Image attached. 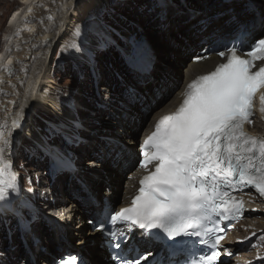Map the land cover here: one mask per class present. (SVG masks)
I'll return each instance as SVG.
<instances>
[{"label":"snow or ice","instance_id":"snow-or-ice-1","mask_svg":"<svg viewBox=\"0 0 264 264\" xmlns=\"http://www.w3.org/2000/svg\"><path fill=\"white\" fill-rule=\"evenodd\" d=\"M239 53L237 47L229 48L226 62L193 79L179 107L156 122L141 145L140 161L141 168L153 164L154 170L142 176L131 205L111 214V221L159 229L170 238L206 236L199 242L216 249L224 238L216 233L223 229L210 232L206 225L218 224L216 217L239 219L245 211L243 199L232 193L251 186L264 197V137L251 135L244 127L253 122L254 100L264 89V64L253 71L256 61H264V39L246 54ZM259 100L264 117V92ZM21 115L12 121L13 129L20 126ZM5 127L6 122H0V201L7 200L9 189L17 190L11 161L4 158L10 145ZM9 211L13 210L8 203L0 207V214ZM220 255L213 250L191 264H215ZM62 264H76V259H62Z\"/></svg>","mask_w":264,"mask_h":264},{"label":"bare ground","instance_id":"bare-ground-1","mask_svg":"<svg viewBox=\"0 0 264 264\" xmlns=\"http://www.w3.org/2000/svg\"><path fill=\"white\" fill-rule=\"evenodd\" d=\"M63 1H66V6H65V12H64L65 14L63 18L61 19V21L59 20L61 22L60 23L61 25H59L60 26L59 29L61 30L59 33H55L54 35H52L53 37L50 40H48V43H46V45L48 44L47 50L45 52L47 54V51H49L52 46H54L53 48H55L56 45L59 43V40H61L66 35L67 30L71 26L72 23H75L78 20L87 16L86 14H89L90 12H92L95 6H101L102 4H104L105 0H43V1L21 0V5H23L24 7L22 8L21 6L11 11L8 14V17L6 18L7 28L17 27L18 25L20 26L21 24H18V23L21 21V19H23V22H22L23 28L25 27L29 29V31L27 32L22 31L21 37L20 38L18 37L19 38L17 42V45H19L18 50H16L14 53H11L9 57L8 56L5 57V55L7 54V51L5 49L3 50L2 54L0 53V122H6L7 127L4 128V132L8 136V139L10 140V145L9 147L5 149V152H4V158L7 161H11V157L13 155L12 154V147L14 146L13 141L19 139L23 131H24V135L26 136V138L29 137L32 143L35 144V146L38 149H39V146L41 147V149L43 147L47 149V146H51V144L53 143L51 141L45 142L43 140L42 138L43 135L40 134L39 131H37L38 127H40V124L38 121H34V123L32 124V128L29 129V127H27V124H28L27 119L28 118L31 119L30 110L32 109V105H33V108L36 107L41 110L52 112V113L53 111L56 112L57 107H58L56 105L58 102L55 101L50 96V94H47L45 93V91H43L44 90L43 88H45V85L43 84L44 82H47L48 80L47 78L48 76H44L42 74L40 75L41 71L43 72L42 68L44 66V63L39 62L40 65L39 63H37L38 66L34 68L35 73L34 74L31 73L32 75H29V76H32V77H29L28 68L30 65L27 61L30 57H33L35 50L39 49L41 46L42 47L45 46V45H42L41 42L44 39V37L47 35V33L45 32L44 29L43 30H40V29L44 28L43 23L48 18L49 19L51 18V13H52V12L51 13L43 12L42 11L43 9H41L42 7L41 8L39 7L38 2H40V4L43 6H50L51 11L57 12L58 8L60 7V5H62L61 3H63ZM216 1L220 2L221 4V0H216ZM253 1L255 2L256 6L260 10L261 15L264 17V0H253ZM233 3H238V2H233ZM62 8H64V6ZM216 8H217L216 4L214 3L207 4L206 2L204 4V7H201L200 9L202 11H205V14L208 15L210 13L213 14L212 10ZM73 10L75 12H73ZM168 16H169L168 17L169 21L163 22V21H160L159 19L155 21V24L161 23L162 25L163 24H166V25L164 27L158 28L157 30L155 29L153 32V36L150 37L151 41L157 43L158 51L156 50V53L154 52L157 55V63L155 65L156 69L150 72L148 77L145 78L144 80L155 79L156 77L158 83L166 81L167 79V84L171 82L172 85H178L179 81L183 80L184 77L186 79L188 73L191 70H194L193 69L194 65L188 63L186 56H187V50L189 46H196V43L198 42V40H200L199 33L197 32L200 29V27L194 26L192 29H189V26L191 23L187 25L184 23V21L186 20V17H184L183 14L175 15V16L168 15ZM90 20H91L90 24H92L91 27H94L96 20L94 22V20H92V17ZM176 22H179V24H177ZM192 24H194V22H192ZM261 25H264V19L262 20ZM218 26L219 24H217V27ZM63 28L64 30L62 31ZM147 28L150 29L149 26H147ZM124 33L125 35L121 34V36L123 37L121 41L126 43V46L129 50L128 55L126 56L125 54L126 62L129 65L132 62L131 55L134 52H136V50H139V48L143 46V43L141 42V38L139 37L140 34L138 32L137 27H135V25L132 24L129 28V31L127 32L124 31ZM107 36L109 35L106 34V37ZM161 38H163L165 42L160 41ZM99 39H100V42H102L103 44L105 43L106 46L111 45L109 42H107L108 39L102 40L103 39L102 37H100ZM21 45L23 46L22 48H21ZM148 47L150 48L151 46H148ZM1 48L2 46L0 45V50ZM197 49L198 48H196V50ZM42 50H44V48ZM148 51H151L153 53V49H150ZM73 56H74L73 60H75V58L78 59L79 61L83 59V55L79 51ZM45 61H46V58H45ZM92 64L93 63H91L90 65ZM121 72H126V71L122 70ZM161 74L165 75L166 79L160 76ZM129 75L133 76L132 74H129ZM133 78L135 77L133 76ZM25 82H27V85L24 88ZM88 82L90 85L88 84ZM88 82L82 83L80 87L82 86L85 88V86H87L85 89L91 90V87H92L91 80L89 79ZM73 87H77L76 84L73 85ZM170 88L171 86L169 84L167 89H170ZM107 92H110V90H107ZM168 102H169V99L164 100V104H167ZM161 103H162V100L158 101L157 105H160ZM114 107H115V110L113 111L120 112L119 110L120 105L117 104L116 101H114ZM67 111H68L67 109L64 110L63 114H60V115L61 116L66 115ZM36 112L43 113L42 111H36ZM18 113L22 114L19 120L20 126L13 129L12 121L17 118ZM61 116H59V118H61ZM137 120L139 121V123L142 122V118L139 116H137ZM111 123H113L114 126H109L108 128H110L111 130L122 128L125 133L130 134L129 143L131 144L134 143L132 142V140H134L137 135V131H136L137 123L135 121L133 124L129 126H128V121L122 122L121 124L114 123V122H111ZM57 125H58V122L53 124V128ZM64 125L65 123H62V125H59L58 128H54V129L59 131L60 128ZM9 132H10V135H8ZM56 144H57V141H56ZM100 144L102 145L103 143L100 141ZM106 145H107L106 143L103 144L101 149L102 150L107 149L109 151L110 150L109 148L111 147L110 145L106 147ZM55 146L56 145H54V148ZM129 147L131 146L129 145ZM16 149L17 151H19L18 148ZM50 151H48V156L50 158V161L52 162V160H54V162H56L57 157L58 156L60 157L61 154H59V152L57 151H53L52 153H50ZM101 170L105 171L104 175L97 173L96 180L91 178L92 190L100 194L101 187H109L111 192L115 194L116 197H118L119 194H121V192L125 188L124 187L125 178H124V174H122V168L120 166L113 168L111 165L105 162L101 165ZM10 171L13 172L12 166H11ZM65 180L66 181L64 183L62 182L65 185L64 187H67L69 190L72 189L74 191L72 187L74 182H69L66 178ZM12 195L9 194L6 201H0V207H2L5 203H8L13 211H9V213H4L0 217L12 216L15 220L14 223H15L16 228L17 227L22 228V226L17 225V222L21 221L22 223V221H25L26 219H28L27 215L30 212V210L22 206H20L19 208V205L21 204L22 200L20 198H15V196H17L15 192H13ZM54 204H55V207L54 206L53 207L58 208L57 212H59L60 214L61 213L66 214V215L72 214V215L77 216L79 214L75 210H77L79 213L81 212V209L78 208L76 205L74 206L73 202L70 203L71 204L70 206H68V204L66 203L64 205L60 203L58 204V201L54 202ZM33 216H35V218L37 217V215L35 214H33ZM57 220L59 221V219ZM58 223H61V222H58ZM82 223L84 222H83V218L81 217L80 226L74 227V230H75L73 231L74 235L76 234V231H77L82 237H85L84 231L86 227L85 225H82ZM44 232L46 234L44 235V238H45L46 244L48 245V249L50 251H53V253H57V251H54V249L57 246H63L62 242L61 243L58 242L59 236L55 235L53 232H50L49 230H45ZM85 245H86L85 248L82 250L83 254L86 251V252H89L91 256L93 255L96 256V254H100L103 256V252H101L97 248L96 244L93 247H91L89 245V242H86ZM62 252H59L58 254H55V255L56 256L60 255L62 254ZM91 264H107V262L102 257L99 259H91Z\"/></svg>","mask_w":264,"mask_h":264},{"label":"rangeland","instance_id":"rangeland-1","mask_svg":"<svg viewBox=\"0 0 264 264\" xmlns=\"http://www.w3.org/2000/svg\"><path fill=\"white\" fill-rule=\"evenodd\" d=\"M40 1H43V0H40ZM106 1L108 4L105 8H102V6H95L93 8L92 12H90L89 14H86L87 16L78 20L75 23H72L71 26L69 27L70 29L68 28L66 35L61 40H59V43L56 45L55 48H53L54 46H52L50 48V50L47 51V54L45 53L47 50V45H48V44L46 45V43H48V40H50L53 37L52 35H54L55 33H59L61 30V29H59L60 28L59 25H61L60 21L65 14L64 12H65L66 1H63V3H61L62 5H60L57 12L51 11L50 6H43L40 4V2H38L39 7L40 8L42 7L41 9H43L42 10L43 12H48V13L52 12V13H51V18L50 19L48 18L47 19L48 21L46 20L43 23L44 28L40 29V30L44 29L45 32L47 33V35L44 37V39L41 42L42 45H45L46 47L41 46L39 49L34 51L33 57H30L28 59L27 62L30 65L28 68V72H29L28 76L35 73L34 68L36 66H38L37 63L43 62L44 63V66L42 68L43 72L41 71L40 75L42 74L44 76H48L47 82H44V84H43V85H45V88H43L44 89L43 91H45V93H47V94H50V96L55 101H58L57 97H65L66 96L67 91L64 88L67 85L71 84L73 86L75 84H78V86L80 87V85L82 83L88 82V80H89V79H86L80 83H76L75 82L76 78H74V81L73 80L69 81L65 77H68V74L71 73L72 70H74V71L75 70L86 71L87 67H91V66L95 65V62H96L95 60L91 61V63H93L94 65L93 64L90 65L91 63L89 62V63H83L82 66H80L81 65L80 64L76 67H74V66L72 67V66H70V64H72V63H69L71 61H74L73 60L74 58H71L73 56V51L77 50V52L78 51L81 52L79 49L83 48L84 45H82V44L85 42V38L90 37V35H88L90 33L89 29L93 28V27H91L92 24H90L91 23V20H90L91 17H92V20H94V22L96 20V23H97L100 21L99 19H101L103 17V14H104L105 20H109L110 22H113L114 24L109 23V22H108V24L113 26L115 29L118 28V24L120 26L122 21L125 23H127L129 21H134V23H138V25L140 27L136 24H133V25H135V27H137V29H138V32L140 34L139 37L141 38V42L143 43V46L148 41V46H151L153 49V52H156V50L158 51L157 43L150 40V37L153 36L154 30L158 29V25L155 24V21H157V19H160L161 17L165 16V14L167 17L165 16L164 20L169 21L168 15H172L181 9L184 10L185 9L184 7L186 6L187 3L192 4V5H194V4L199 5L198 2L200 0H188L189 2H186V0H183V1L182 0H165V1H168L169 6L167 8H164L162 11H161V9H159L155 6L156 0H105V2ZM207 1L210 2L211 0H203V2L201 3L202 7H204V4ZM104 5H105V3H104ZM110 5L115 9V11L117 12L118 15L114 14V12L112 10L109 11V8H111ZM21 6H22V8L24 7L23 5H21V0H0V45L2 46L0 53L2 54L3 50L5 49L7 51V54L5 55V57L6 56L9 57L11 53H14L16 50L19 49V47H18L19 45H17V42H18L19 38L21 37L22 31H24V32L29 31V29H27L25 27L23 28V26H22L23 19H21V21L18 23V24H21L20 26L19 25L17 26L18 29H17V27H10L12 29L6 27V18L8 17V14L11 11H13L16 8L21 7ZM63 6H64V8H62ZM159 10L161 11V13L158 14ZM73 12H75V11L73 10ZM94 16H96L97 19ZM176 23L179 24V22H176ZM103 24L106 25L104 22H103ZM145 24H148L147 26H149L150 29H148L146 26H144ZM165 25L166 24H163L160 26H165ZM20 28H22V29H20ZM33 28H35V27H33ZM63 30H64V28L62 29V31ZM141 34L146 36L147 41L143 38V36ZM54 39H55V37H54ZM121 39H123V37H121ZM102 40H107V39L103 38ZM44 41H46V42H44ZM160 41L165 42V40L163 38H161ZM107 42H109L110 44L112 43L111 40H109V39L107 40ZM73 45H75V47H73ZM143 46L139 49H142ZM22 47L23 46L21 45V48ZM43 48H44V50H42ZM42 52H44V53H42ZM38 54L39 55L41 54V55L39 56ZM107 55H109V53L97 55V61L99 60V63H97L98 67H99V64L102 65L104 63L105 57H107ZM124 56H125V52H124ZM116 57L118 58V56H116ZM45 58H46V61H45ZM111 60H112V58H111ZM125 60H126V58H125ZM118 61L119 60H115V61H113V63L118 64ZM40 63H39V65H40ZM119 67H121V66L119 65ZM97 74H99V71ZM85 75H86V73H85ZM29 77H32V76H29ZM83 78H86V77H83ZM88 84H89V82H88ZM26 85H27V82H25L24 88L26 87ZM86 87L87 86H85V88ZM102 88H104V87H102ZM85 91H86V89H85ZM33 109H35L36 111H42L44 114L46 112V111L41 110V109L36 108V107H34ZM37 109H39V110H37ZM36 111H34V113L32 114L34 118H36L35 115L41 114L40 112L38 113ZM31 112H32V110H30V115H31ZM39 124H41V122H39ZM38 131L42 135L46 134L47 129H46L44 122L42 123V125L40 126V130H38ZM22 135H24V133ZM22 135L20 136L19 139L13 141V145H14L13 147L19 149V151H17L16 153L20 152L22 154V156L18 157V155H16V153L13 151V147H12V154H14L12 161H14L15 164H18L21 161V159L28 158V160H27L28 162L22 161V163L20 165H16L14 167V169L20 168L23 171V170L27 169V167L29 165L30 166L33 165L31 168L40 167V164L29 163V162H36V161L33 159L34 157L30 156L28 153L25 154L24 150H32L33 154H35L36 151L38 150V148L35 146V144L32 143V141L30 140L29 137L26 138L25 135L24 136H22ZM51 139H54V137ZM51 139H49L48 141H50ZM53 144L58 146V143L56 144L53 142L51 145H53ZM21 146H22V148H21ZM39 157L45 158V156H43V154H40ZM14 169H13V172H14ZM65 181L66 180L63 179L62 182L64 183ZM30 182L32 184V188H36L39 186L40 181L38 180V178L35 177V178H30ZM56 201H58V200H56ZM2 218L5 221L4 225H7L9 227V229L16 228L15 223H14L15 220L12 216L2 217ZM10 221H12V222H10ZM8 222H10V223L8 224ZM0 233H2L0 235V240L5 238L6 236H8L7 234H5L2 231V228L0 229Z\"/></svg>","mask_w":264,"mask_h":264}]
</instances>
